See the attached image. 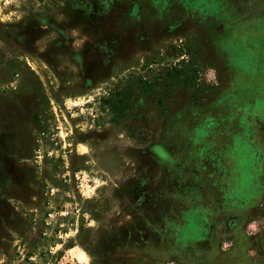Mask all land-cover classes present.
<instances>
[{"label": "rangeland", "instance_id": "obj_1", "mask_svg": "<svg viewBox=\"0 0 264 264\" xmlns=\"http://www.w3.org/2000/svg\"><path fill=\"white\" fill-rule=\"evenodd\" d=\"M0 264H264V0H0Z\"/></svg>", "mask_w": 264, "mask_h": 264}, {"label": "trees", "instance_id": "obj_2", "mask_svg": "<svg viewBox=\"0 0 264 264\" xmlns=\"http://www.w3.org/2000/svg\"><path fill=\"white\" fill-rule=\"evenodd\" d=\"M179 48L182 59H177L175 66L160 74L157 81L135 76L126 86L111 90L110 97L102 98V106L114 114L111 122L118 123L129 116L134 107L132 97L137 92L158 97V106L162 112L166 108L165 99L171 98L175 89H184L188 94L195 90L201 67L198 62L201 51L198 45L191 41Z\"/></svg>", "mask_w": 264, "mask_h": 264}]
</instances>
